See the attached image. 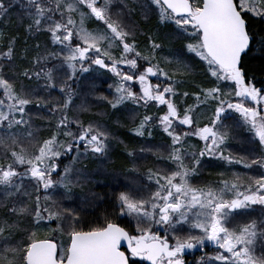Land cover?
I'll return each mask as SVG.
<instances>
[{"label":"rangeland","instance_id":"1","mask_svg":"<svg viewBox=\"0 0 264 264\" xmlns=\"http://www.w3.org/2000/svg\"><path fill=\"white\" fill-rule=\"evenodd\" d=\"M243 1V9L261 15V17L264 18V8L260 5V3H264V0H257L259 5L257 7L253 5L254 0ZM69 3L73 2H70L69 0H34V3L30 5L28 0H0V24L5 27L7 26L6 29H9V27L13 25V20L17 19L18 16H21L25 19L31 16L32 19L35 17L33 24L27 23V25L24 26V29L20 35V40H22V37L37 35V32H40V30H42L44 27H47L48 29V34L46 33L45 36H49L48 38L42 40L46 48V54L40 59L50 62V67L48 66L47 68L44 63L42 66H34V70L30 73H28L27 70L26 72L22 71V76L20 75V77L36 79L34 82H31L34 87H32V85H27L25 88L20 90L11 82L12 79L7 81L1 80L0 77V105H3V108L0 109V111L7 113L9 110V105L19 104L20 101L27 102L26 105H22V107H24L22 119L25 123L20 126V143L15 146V150L22 151L26 155L25 164L28 167L31 166L28 165L29 159L33 162H36L37 159H39V166L44 172V178L46 180H51V185L47 192L37 191V187L32 182V179L24 181L27 191L32 194V197L28 198L27 200V207L31 209L33 206L34 197L39 195L40 209L46 210L42 212L46 222L38 227H31L24 218H21L19 227L13 233V237L18 243L20 252L22 254L27 252V248L33 240L43 236L40 234L48 235V237L53 236V234H58L61 236V234H72L74 231L80 230L77 225L81 220V212L94 211L95 207H98V202L100 201L98 200L99 196H95L94 192L99 191L98 189L100 188L96 184L106 183V185L109 187L116 186L118 183L122 182L124 186L122 206L125 215V221L133 227L146 225L145 227L141 228H148L150 226H159L160 222H158L155 217V212H158L163 206V204H160L159 202V192L163 196L167 192L164 191V187H159L158 180L161 185H165L171 179L172 183L179 182L176 177L178 174H181V171L178 170V173H175L176 161L179 164H182V166L186 164L190 165L191 170L197 173L198 180L200 181V175L198 174L200 173L199 164L201 166L202 164L201 158L197 156V151L200 149L195 143H190L188 141L183 142V140L188 138V135L184 131L179 130L177 127H175V133L173 135H176L178 140H176L175 136L173 137L171 141V149L166 148L165 142L161 139L157 141L141 139L139 141L140 143H135L140 146V149L143 148L144 151H139V154L135 155L137 157H133L128 160L131 168L126 170L124 173L115 171L110 166L105 167L104 163H106V160H104L102 164H100V166H98L96 169L98 178L94 179L93 174L91 176L86 170V160L80 159L86 158L85 153H81L80 151L81 154L76 158H71L68 154H66V151L70 153V145L65 143L63 136L64 130L63 127H61L63 124H61V122L71 119L74 110L76 112V108L80 106V104H101V109L104 110L100 112L95 111V114H93V117L96 116L99 118L100 114L108 111L106 110V105L103 103L104 94L100 92H105L106 94L107 89H110L111 87L113 88L115 86L123 93L122 95H119L120 98L125 96L126 98L131 97L133 101L137 98L134 86H127L126 83L131 78H127L125 76L121 78H110L104 73H100L94 67L93 69L89 70L86 75L88 79L84 81L86 77L81 75L78 71L82 67L84 68L85 63L80 60L71 61V63L75 64L77 69L73 78L72 70L68 67L69 61L67 57L70 55L68 49L62 43L54 44L52 39V32L55 30L56 25L66 24V20L70 15L77 21V27H79L78 13L81 11H86L84 8L80 7L78 8V12L76 14L68 13L65 11V9ZM153 4L157 7L156 3ZM144 6L146 11L151 8V5L148 2H144ZM37 9H40V11ZM131 11L133 13L137 12V6L135 5L132 7ZM61 12H63V15H61ZM112 14L113 12L111 11L109 16H112ZM47 15L49 23L45 25L44 21ZM111 18L113 19V17ZM140 19L142 20L143 17L141 16ZM37 21H39V23H37ZM172 22H175V29H180L183 32L182 28H184V26L181 24V21ZM14 24L16 25L17 23ZM19 25L20 24H18V26ZM98 25L93 23V19L85 20L84 26L88 31L103 36V39L100 41V43L99 40H96L95 42H89V44L92 46V51L94 55H107L106 57L108 59H114L108 56H116L118 44H114V38L108 32H106L104 28ZM164 25L165 23H161L154 27L161 29ZM123 26L126 30L125 35H128V37H130V33H133V31L138 27V25L134 22L125 21ZM24 30L26 32H24ZM139 33L141 34V32ZM42 35L44 36V34ZM58 35L62 37L64 33H58ZM177 35L178 37H183L180 35V33ZM189 36V33L186 34V38H189ZM152 37L153 35H151V39ZM148 38L150 40V37ZM0 39L2 42H4V40H7V37L4 38V36H2ZM110 43L113 44V46L110 45ZM152 43H154V41L150 42L149 46L152 45ZM2 44L3 43H0V60L7 61L12 57H16V53L19 51L18 49L16 50V41L13 43V46H9V49H4L3 47L5 46H2ZM19 44L22 43L19 42ZM173 44H175V47ZM187 45L188 44L182 45L179 39H175L172 44H155L154 47L146 48L149 49L145 53L146 59L153 63V68L155 70L154 77L157 78V84H155L156 90L166 95L171 94L175 102H181L184 100L185 96H187L186 93H183V90L185 89L186 92L187 89H189L187 84L189 81L187 78H189L191 75H194L192 71H189L192 70V67L196 65L193 63L203 62L201 58H197V61H190V58L185 55L186 47L184 46ZM89 61L90 59L87 62L88 64L90 63ZM203 63L205 65L204 72L206 73L207 81L205 85H201L199 87L206 88L205 93H209V87L215 88L219 86H228L224 80L226 78L222 74L221 76L224 79L220 77L219 72H216L209 63ZM190 65L191 68L188 70ZM130 71L132 72L133 69H130ZM209 72L214 74H211L210 77H207ZM16 77L18 76L12 75L11 78ZM126 79L128 80L126 81ZM183 79L186 80L184 81ZM90 83L91 86L89 88L87 85ZM94 85H96V87ZM93 87L96 88V91L100 92H93ZM101 88L105 89L106 91L102 90ZM118 92V90L115 91L117 94ZM227 92H229L228 89ZM71 94H76V100L71 99L73 98ZM113 94L114 93H111V95ZM90 95L93 96L88 97ZM167 96L171 98L170 95ZM262 100L264 101V97ZM39 108L42 110L46 109L48 113H44ZM17 112H19V109H17ZM116 115L121 118V122L119 119H114L115 123H111H113V125L118 128V131L121 132L122 130L121 133L125 136L133 133L134 129L132 128L135 124H137L136 119L139 117V114H137V108L125 107L124 109L118 110ZM211 116L212 112L209 109H205L204 112H201L199 118L206 120ZM16 118L20 119L21 116L18 115ZM235 126L236 125L233 124V127ZM94 128H99L112 137L111 132L105 130L97 120L94 121ZM52 129H54V132L46 138ZM232 129L234 128H232V126L229 127V124L224 128L227 133H229V130ZM222 131L223 130L221 128L220 132ZM89 133L94 136L92 139L97 138V136L92 133L91 129H89ZM98 136L100 137V133H98ZM114 136L115 137L113 138L115 139L120 138L118 132H114ZM179 140H181V142ZM84 142L89 146L91 145V142L88 139L84 140ZM100 143V147L104 149L106 147V142L104 140H100ZM122 149L127 152L126 143L122 139H119L116 150L118 151ZM231 151L234 152L233 149H231ZM235 151L237 153L235 156H237L239 159L233 158L232 160L233 163L237 164V162L242 157H244V155L240 149H236ZM142 156L143 158L141 159ZM172 157L174 158L173 162L175 165H172L171 168L167 169V166L161 163V159L164 160L168 158L169 160H172ZM75 159H78V162H76ZM99 159L101 160V158ZM145 159L147 161H144V163L140 162L141 160ZM63 160H65L64 164H62ZM80 160L81 162H79ZM5 161V149L0 148V163ZM115 161V159L112 160V162ZM149 165L159 166V172L157 174L152 173V167ZM105 168L107 173H103ZM136 168L141 171H134ZM165 169L167 170L161 174ZM20 171L23 172L24 169L21 168ZM226 171L228 172H226L225 175H222V179L224 180H230L234 173H239L240 177L246 181H249L250 177H256L255 175L252 176L246 172H239L238 170L233 171L231 169H227ZM141 180H144L145 183L141 182ZM187 181L189 184L199 183L197 180H194L193 177L188 178ZM55 187H57L56 190L54 189ZM166 187H169V185ZM193 187L198 186L193 185ZM38 188H42V184H38ZM168 191L171 193V197H169L170 202L173 204H179V206L183 208V211L182 214L180 212L170 213V223L166 226V229L168 231L174 232L173 238L178 244H184L186 240L193 242L201 249L203 243L212 241L208 238V231H206V229H209V220L199 208H193L190 205L182 207V204H189L190 198H185L181 195H178L173 188H169ZM230 196L231 195H228L225 198L228 199ZM17 199L22 200L25 198L21 195ZM2 211L3 210H0V213H2ZM146 214H150L152 219H146L144 216ZM251 214L252 217H249L251 218L250 220L255 219L257 222L260 221L259 216L262 214L260 211H253ZM49 220L54 221V223H48L47 221ZM177 220L181 221L182 223L177 222ZM250 220L234 219L230 221L233 223L234 228L231 229L227 225L228 223L225 226L229 231H233L236 229L237 223L243 225L248 223ZM201 225H203V227H200ZM258 238H260L259 243L261 245V240H264V237ZM246 247L249 249V256L252 258L253 264H262L260 260L256 259L253 255L254 252H257L259 256L262 254V250L259 245L250 244L246 245ZM66 249L67 246H65V243L62 241V244L60 243V257L62 255V258L65 256L64 252ZM221 252L223 251L217 247L214 252L208 251L205 252L206 254H201L196 262L200 264L201 260L208 261L209 257H215ZM25 256L26 255H23L21 258H18L14 264H25ZM225 256L229 260L230 264H235V258L232 256V254ZM241 258L244 259V257ZM210 264H219V262L215 259H211Z\"/></svg>","mask_w":264,"mask_h":264},{"label":"flooded vegetation","instance_id":"2","mask_svg":"<svg viewBox=\"0 0 264 264\" xmlns=\"http://www.w3.org/2000/svg\"><path fill=\"white\" fill-rule=\"evenodd\" d=\"M69 1L74 2V0ZM189 1L191 3V12L180 15L168 9L162 0H115V3L111 9L113 12L112 16L106 17L107 23L112 25L111 28L106 27L105 23L93 19V23L95 25L99 24L114 38V44H118V50H116V56H108L114 59H108L106 57L107 55H94L92 46L90 45V50L87 53V59L80 60L85 63L84 68L93 69L95 67V69L100 73H104L110 78H121L124 76L131 78L128 82H126L127 86H134L137 95V98L133 101L131 97L126 98L125 96L120 98L119 95H122L123 93L115 86L113 88L111 87L110 89H107V91L101 88L107 92L106 94L105 92L96 91V88H94L93 92H100L104 94L103 103L106 105V110L108 111L100 114L99 118L96 116L93 117L95 111L100 112L101 110H104L101 109V104L84 103L80 104V106L76 108V112L74 110L71 119L61 122V124H63L61 127H63L64 130L63 136L65 143L70 145V153L66 151V154H68L71 158H76L81 153H85L86 158L80 159L86 160V170L91 176L93 174L94 179L98 178L96 170L97 167H90V165H95L97 163L100 166V164L106 160V163H104L105 167H111L114 166V164H117L118 166V163H120L121 160H125L127 162L129 159L137 157L135 155L139 154V151H144L143 148L140 149V146L135 144L140 143L139 141L141 139L151 141H157L161 139L165 142L166 148L171 149V141L173 137L175 136L176 140H178L177 136L173 135L175 133V127L184 131L188 135V138L183 140V142L188 141L190 143H195L200 149L197 151V156L201 158L202 164V166L199 164L200 173H198L200 175L201 182L198 180L197 173L192 171L191 166L188 164L182 166V164H179L176 161L175 165L173 162V157L171 158L172 160H169L168 158L164 160L161 159V163L167 166V169L171 168L172 165H175L176 174L178 173V170H180L181 174L187 173L186 179L193 177L194 180L199 182L198 184L192 183L190 185L205 187L222 183L224 181V179H222V175H225L226 172H228L226 171L227 169L246 172L252 176L255 175L256 177L264 175V169L256 166H253L252 168H246L241 165V162L251 163L253 159L261 155L258 144L254 139L253 125L264 126V101L262 100L264 97V87H261L258 85V83L253 82L252 79L245 74L244 68H242L243 55L249 50L253 42L252 32L248 27V20L253 16L246 9L239 7V11L246 22L247 33L248 37L250 38L248 48L241 55L240 67L242 69V74L247 87L246 91H244L242 86L238 85L233 78L232 74L235 72L233 71V73H229L227 70L217 66L215 61L206 52L203 31L198 25L195 24L196 17L203 8V0ZM144 2H148L151 5V8L148 11L144 9ZM153 3H156L157 7ZM135 5L137 6V12L133 13L131 8ZM84 10L87 12L88 9L84 8ZM141 16L143 17L142 20L140 19ZM111 17H113V19ZM124 21L134 22L138 25L137 29H135L133 33H130V37L125 35L126 30L123 26ZM172 21H181V24L184 26V28H182L183 32L180 29H175V22ZM161 23H165L163 28H154V26H157ZM139 32H141V34ZM179 33L183 37H178L177 34ZM188 33L190 36L189 38H186V34ZM151 35H153L152 39ZM148 37H150V40ZM169 37H171L173 41H175V39H179L182 45L188 44L184 47H186L185 55L190 58V61H197V58H201L203 62L209 63L216 72H219L221 78H223L221 74L226 78L223 79L226 81L228 86H219L215 88L209 87V93L207 94L205 93L206 88H193L192 86L188 85L189 89H187L186 92L185 89L183 90V93H186L187 96H185L184 100L181 102H175L171 94H167L171 96L170 98L166 94L157 91L155 87V84H157V78L154 77L155 70L153 68V63L146 59L145 53L147 50H149L146 48L154 47L155 44H166L164 39ZM100 41L101 40H99V43ZM152 41H154V43L149 46V43ZM110 45L113 46L111 43ZM82 46L87 47L88 45ZM89 59L90 63L88 64L87 62ZM97 59L103 61V66L95 63ZM203 62L193 63L196 65L192 67V70H189L191 68V64L188 67V70L192 71L194 75H197L199 71L200 75L198 74L199 76L197 77L202 76L203 79H205L206 73L204 72L205 65ZM81 69H83V67ZM130 69H133V71L131 72ZM211 74L214 73L209 72L207 77H210ZM127 80L128 79H126V81ZM227 89L229 92H227ZM116 90L119 91L118 94L115 93ZM190 91H195V93L193 94ZM111 93L114 94L111 95ZM190 94L195 95V101H192ZM92 96L93 95H90L88 97ZM72 97V100H76V94H73ZM210 99H214L215 101H208ZM125 107H136L137 114H139V117L136 119L137 124H135L132 128L134 131L133 133L128 134V136L123 135L121 133L122 130L119 132L118 128L115 127L113 123H111L114 122L115 117H118L116 115L118 110L124 109ZM220 108L225 110L227 117L218 121L217 109ZM205 109H209L212 112V116L206 120H202L199 118V116L201 112L205 111ZM245 118H247L249 121L248 123H245ZM95 120L100 122V125L104 127L105 130L110 131L112 135V137L109 136L99 128L94 133L98 139L104 140L106 142V147L104 149L100 147V140L97 138L92 139L94 136L89 133V129ZM77 124L84 126V128L82 130H78ZM228 124L229 127L232 126L234 129L229 130L228 136L226 137L227 142L217 149L216 156L210 157L208 145H210L212 141L211 139L205 140L201 138L203 130L213 128L214 130L218 129L220 131L222 128L223 133L226 132L224 128ZM233 124L236 126L233 127ZM114 132H118L120 135L119 139H122L126 143L127 152H125L123 149L118 151L116 150L119 139L113 138L115 137ZM98 133H100V137L98 136ZM86 139L90 140V146L84 142ZM179 141L181 142V140ZM129 142L132 143L131 147L129 146ZM231 149H233L234 152H232ZM236 149H240L244 155V157H242L237 162V164H229L226 161L217 158L222 153L224 156H228L231 159H239L237 156H235L237 154L235 151ZM201 153H203V155H201ZM92 156L94 157L95 161L88 160ZM99 158H101V160ZM114 159L116 161L112 162ZM81 160L79 162H81ZM75 161L78 162V159H75ZM136 170L141 171L137 168L134 171ZM125 171L126 169L122 168L120 172L124 173ZM103 173H107L106 168L103 170ZM240 179L245 186L251 182L250 180L246 181L241 177ZM141 182H144V180H141ZM176 183L179 182H174L173 184ZM154 184L156 185L155 182ZM96 185L102 189L101 191L108 189V195H110L109 200H111L115 206V215L111 221L120 225L121 227H125L124 229H126L128 234H131L132 237L138 238L144 234H147L148 237L146 238V243H152L151 246L154 249L160 247L161 250L165 246V249H162L156 258L153 256L148 258L141 257L148 255V250L138 252L137 254H131L127 249H125L131 259L134 258L138 261H144L146 264H198L196 261L201 254H204L208 251L214 252L218 247L213 240L211 242L208 241L203 243L201 249L193 242L185 240L184 244H178L176 240H174V232L168 231L166 226L170 223V213L180 212L182 214L183 208H181L179 204H173L170 202V191H167L164 196L159 192V202L160 204H163L161 209H159L158 212H155V217L157 221L160 222L159 226L141 228L145 227L146 225L133 227L128 224L124 226V222L126 221L122 206L124 187L122 182L118 183L116 186L109 187L106 185V183ZM158 185L159 187H164L163 189L169 188L166 187L169 185V182H167L165 185H161L158 180ZM241 190H243V188ZM104 197H106V195ZM104 199L107 198H103L102 201H105ZM228 199H231V196ZM189 205L190 204H182V207ZM253 211H260L262 214L259 216V220L264 219V208H261L259 205H252L240 210V214L235 215L231 218V220H250L251 218L249 217H252L251 213ZM144 216L148 220L152 219L150 214H146ZM111 221H108V223ZM230 221L227 225L232 229L234 228V225ZM103 222H107V220ZM177 222L181 221L177 220ZM261 228H264V226L261 225ZM233 231H237V229ZM74 233L79 232L76 230ZM259 242L260 238H257L253 244L259 245L262 250V254L259 256L257 252H254L253 255L256 259L260 260L262 264H264V240H261V245ZM131 243L132 245H136V243H141V241L132 238ZM141 247L142 246L139 244V248ZM245 247L246 245L242 244L236 250L239 251ZM221 250L223 251V249ZM224 255L231 254L225 252ZM244 259H246V257H244ZM151 261L154 262L152 263Z\"/></svg>","mask_w":264,"mask_h":264},{"label":"snow or ice","instance_id":"3","mask_svg":"<svg viewBox=\"0 0 264 264\" xmlns=\"http://www.w3.org/2000/svg\"><path fill=\"white\" fill-rule=\"evenodd\" d=\"M29 4H33L34 0H28ZM115 0H74L69 3L65 9L68 13L76 14L78 8L83 7L88 9L87 12H79V27L77 21L70 15L66 24H57L52 32L53 43H62L68 49L70 55L67 57L68 67L72 70L73 78L77 71L76 66L71 61L87 59V53L90 50L89 42L102 40L103 36L95 34L87 30L85 25L86 19H95L105 23L106 27L111 28L112 25L107 23L106 17L110 15L111 9ZM40 11V9H37ZM63 15V12H61ZM39 23V21H37ZM58 33H64L61 37ZM82 45H88L87 47ZM96 64L103 66V61L97 59ZM89 68H83V72L89 71ZM26 101H20L19 104L9 105L7 113L0 111V148L5 149L6 161L0 163V264H14L26 253H21L18 243L13 237V233L18 229L21 218H24L31 227H38L44 224L43 211L41 210L39 195L34 197L33 206L30 209L27 207L28 198L32 197L24 184L25 180L35 179L42 184V188L37 191L47 192L51 185V180L44 178V172L39 167V159L36 162L28 160L26 166V155L22 151L15 150V146L20 143V126L25 122L22 119ZM3 105H0V109ZM19 109V112H17ZM20 115L21 118L16 117ZM227 113L223 108L217 109V120L226 118ZM249 121L245 118V123ZM254 139L258 144L259 155L253 159L251 163H243L241 165L246 168L253 166L264 169V126L253 125ZM227 132H220L213 128L204 129L201 138L211 139L212 143L208 145L210 157L216 156V151L226 141ZM203 155V153H201ZM233 163L232 159L224 156L222 153L217 157ZM23 168L24 171H20ZM30 173V175H29ZM187 173L178 174L176 179L179 183L173 184L169 181V188H175L178 195L189 199V204L193 208H199L209 220L208 238L213 240L218 247L223 249V252L215 257H209L208 261L201 260L200 264H210L211 259H215L219 264H230L225 252L231 253L235 258V264H252V258L249 256L248 247L237 251L240 245H250L255 242L258 237H264V219L257 222L252 219L243 225L237 223V231H229L225 226L232 217L240 214V210L252 205H259L264 208V175L260 177H250V183L246 186L240 179L239 173H234L230 180H224L216 185L205 187H193L187 179ZM165 188L164 191H168ZM243 188V190H241ZM23 196L25 199L18 200ZM231 195V199L225 197ZM47 198V197H45ZM54 223V221H47ZM200 227H203L201 225ZM246 257V259H241ZM27 264V261H25Z\"/></svg>","mask_w":264,"mask_h":264},{"label":"water","instance_id":"4","mask_svg":"<svg viewBox=\"0 0 264 264\" xmlns=\"http://www.w3.org/2000/svg\"><path fill=\"white\" fill-rule=\"evenodd\" d=\"M168 9L177 14L191 12L189 0H162ZM202 10L195 24L203 31L205 48L210 57L222 68L233 70L235 81L244 86L239 68V59L248 48L246 22L238 10L235 0H203ZM146 235L140 237L143 242ZM123 248L136 253L139 245L131 246V237L125 229L108 224L104 229L72 234L68 254L59 260L58 243L52 239L32 242L26 254L27 264H130ZM147 257H158L160 250L151 248ZM152 263L154 261H151Z\"/></svg>","mask_w":264,"mask_h":264},{"label":"trees","instance_id":"5","mask_svg":"<svg viewBox=\"0 0 264 264\" xmlns=\"http://www.w3.org/2000/svg\"><path fill=\"white\" fill-rule=\"evenodd\" d=\"M240 1V2H239ZM239 6L244 7V1L243 0H238ZM254 6H259L258 1L254 0L253 3ZM261 7L264 8V3H260ZM259 8V7H258ZM249 11V10H247ZM253 17L249 18V23L248 27L252 32V37H253V42L251 44V47L249 50L243 55L242 58V68H244L245 74L249 76L253 82L258 83V85L264 87V18L261 17V15H258L254 12L249 11ZM42 13V11H41ZM35 18V17H34ZM34 18L32 19L31 17H27V19L18 16L17 19H14L13 25L9 27L7 30L5 26L0 24V38L4 36V38L7 37V40H2L0 39V43H3L2 46L4 49L7 48L9 49V46H13V43L16 41V50L18 49V53H16V57H12L9 60H0V77L1 80H7L9 81L10 79L11 82L17 87L18 89L25 88L27 85H32L31 82H34L36 79L32 78H26V77H20L22 76V71L26 72L28 70V73L34 70V66H42V64L45 63L46 67H50V62L40 59L43 56H45V51L46 48L42 42L43 39L48 38L49 36H45V34H48V29L47 27H44L40 32H37V35H30L28 37H22V40H20V35L22 33V30L24 29V26L27 25V23H34ZM20 21H19V20ZM19 21V22H18ZM45 25L48 24V15L44 21ZM14 23H17L16 25ZM18 24H20L18 26ZM155 28V27H154ZM26 29V28H25ZM32 29V28H29ZM154 30V29H153ZM34 31V29H33ZM24 32H26L24 30ZM39 33V34H38ZM44 34V36L42 35ZM165 43L172 44L173 39L171 37L164 39ZM21 42L22 44H19ZM175 47V44H173ZM15 52V50H14ZM13 52V53H14ZM40 60V62H39ZM101 71V70H100ZM81 75L86 77L87 72H83L82 69L78 71ZM103 72V71H101ZM198 74L200 75L199 71ZM191 75L189 76L188 79V85L192 86L193 88L203 86L206 84V77L203 79L202 76L197 77L199 75ZM12 75L18 76L16 78H11ZM88 79L87 77L84 79L86 81ZM184 81L186 79H183ZM43 86V85H42ZM91 83L87 85V87L90 88ZM96 87V85H94ZM44 87V86H43ZM94 88V87H93ZM92 88V90H93ZM191 93H195V91H190ZM190 94L192 97V101L194 100L195 95ZM208 101H215L214 99H210ZM34 102V101H33ZM41 111L44 113L47 112L46 109L42 110L39 108ZM102 111V110H101ZM48 113V112H47ZM115 120L119 119L121 122V118L118 116L117 118H114ZM54 132V129L50 131V133L46 136L49 137L52 133ZM132 143L129 142V146L131 147ZM66 160V159H65ZM65 160L62 161V164L65 163ZM99 165L96 163L95 165H90V167H98ZM113 170L115 171H121V169H126L128 170L131 168L130 163L125 160H121L120 163L114 164V166H111ZM32 182L36 185L38 189V184L40 185L39 182H37L35 179H32ZM57 187L54 189L56 190ZM108 190V189H107ZM97 191L94 192V195L99 196L100 200L98 202V207H95L94 211H88V212H81V220L78 223L77 227L80 230H92V229H98L102 226H104L108 221H111L112 218L115 215V206L113 205V202L110 199V195H108V191ZM106 195V197H104ZM103 198L105 201H102ZM107 220V222H103ZM128 225L127 222H124V226ZM43 236H40V238H53L58 241V243L62 244L65 243V246H68L70 242V238L72 234H61L59 236L58 234H53V236L48 237V235L45 234H40ZM64 255H66V251L64 252ZM131 264H146L144 261H138L134 260L132 261Z\"/></svg>","mask_w":264,"mask_h":264},{"label":"bare ground","instance_id":"6","mask_svg":"<svg viewBox=\"0 0 264 264\" xmlns=\"http://www.w3.org/2000/svg\"><path fill=\"white\" fill-rule=\"evenodd\" d=\"M77 128H78V130H82L84 128V126H81V125L77 124ZM90 129H91L92 133H95L98 128H94V122H93ZM148 155H150V154H148ZM142 158H143V156L141 157V159ZM88 160L89 161H95L93 156L91 158H89ZM144 161H147V160L146 159L145 160H141L140 162L144 163ZM149 166L152 167V173H154V174H157L159 172V170H160V167L157 166V165L156 166L155 165H149ZM165 170H163V172L161 174H163L165 172Z\"/></svg>","mask_w":264,"mask_h":264}]
</instances>
